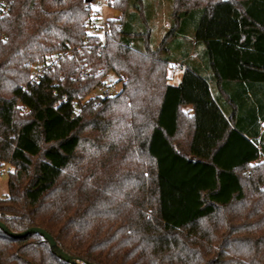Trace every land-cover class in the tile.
I'll return each instance as SVG.
<instances>
[{
    "label": "trees",
    "instance_id": "16d2710c",
    "mask_svg": "<svg viewBox=\"0 0 264 264\" xmlns=\"http://www.w3.org/2000/svg\"><path fill=\"white\" fill-rule=\"evenodd\" d=\"M94 1L0 0V221L84 264H264V0H173L158 47L148 2L115 0L103 39ZM110 72L120 92L84 100ZM0 264L71 263L0 229Z\"/></svg>",
    "mask_w": 264,
    "mask_h": 264
},
{
    "label": "built area",
    "instance_id": "2783aa9c",
    "mask_svg": "<svg viewBox=\"0 0 264 264\" xmlns=\"http://www.w3.org/2000/svg\"><path fill=\"white\" fill-rule=\"evenodd\" d=\"M114 2L115 0H95L92 3L89 16L84 23L88 31L91 32V35L100 36L105 39V37L109 35L111 31L109 20H120L121 16L118 15H114L113 18L105 17L104 9H111ZM94 6H96L97 8H94ZM9 7L10 5L8 3H0L1 17H4L8 14ZM103 42H105V40H103ZM66 54H68V56H72L73 52L51 54L48 55L43 62L36 64L31 73V82L33 84L40 83L47 73L60 65ZM85 73H88V69H85L83 71L81 70L82 76H84ZM101 92V96L105 98L117 95L115 94V86L112 87V85L110 84H108L107 86H103L101 88ZM64 101H68V98L66 96L64 97Z\"/></svg>",
    "mask_w": 264,
    "mask_h": 264
},
{
    "label": "crops",
    "instance_id": "0c3cea01",
    "mask_svg": "<svg viewBox=\"0 0 264 264\" xmlns=\"http://www.w3.org/2000/svg\"><path fill=\"white\" fill-rule=\"evenodd\" d=\"M149 4V21L150 26L153 28V33L151 35V41L153 43L158 44L157 47L160 45L162 38L166 34V31L170 29V19L172 16V5L173 0H145ZM112 11V17L114 15L122 16V12L120 10L114 9L113 7L110 9ZM166 12H168V16L166 15ZM168 20V21H167ZM163 21V23L159 22ZM165 21L169 22V24L166 26ZM156 22V23H155ZM161 32V39L159 42L155 41V34L158 31ZM164 33V34H163ZM193 55V52H191L190 56ZM197 66L201 67L199 63H196ZM185 66L180 60H176L171 63L170 65V74L168 73L169 83L173 86H178L182 80L183 72H184ZM179 73L181 74L179 76ZM191 107H187V110H190Z\"/></svg>",
    "mask_w": 264,
    "mask_h": 264
},
{
    "label": "rangeland",
    "instance_id": "374dc122",
    "mask_svg": "<svg viewBox=\"0 0 264 264\" xmlns=\"http://www.w3.org/2000/svg\"><path fill=\"white\" fill-rule=\"evenodd\" d=\"M96 6H94L95 8ZM97 8V7H96ZM104 14L106 18H111L112 17V11L109 8H105L104 9ZM166 15L168 16V12H166ZM168 21V20H167ZM165 21V25L167 26L169 24V22ZM161 23H163V21H159ZM156 23V22H155ZM88 30V29H87ZM158 31V30H157ZM161 32L162 31H158L155 34V41L159 42V40L161 39ZM88 33L91 35V32L88 31ZM164 34V33H163ZM158 44L154 43V47H157ZM52 53H49L47 55H45L44 58H46L48 55H51ZM86 57V55H85ZM84 57H80L78 60V65L76 67V76L80 75V71H81V67L84 65ZM42 61V60H41ZM39 61V62H41ZM37 64H39L37 62ZM36 64H31V72L34 68ZM60 67V65H59ZM58 67L54 68L53 70H51L49 72V75L51 76L54 72H56L58 69ZM170 72H172V70L169 69V74ZM181 74L179 73V76ZM31 79V78H30ZM108 84L115 86V94H118L122 88V83L120 82V79L117 75H115L114 73L110 72L108 73L100 82V84L84 99V100H88L91 98H96L101 96L102 92H101V88L103 86H107ZM116 96V95H115ZM20 108V114L21 115H25L27 113V109H25L24 107H22L21 105L19 106ZM13 170V168L11 167L10 164H5V166L3 167L2 170V174L0 175V198H4L9 194V186H8V182H9V172Z\"/></svg>",
    "mask_w": 264,
    "mask_h": 264
},
{
    "label": "water",
    "instance_id": "95a60500",
    "mask_svg": "<svg viewBox=\"0 0 264 264\" xmlns=\"http://www.w3.org/2000/svg\"><path fill=\"white\" fill-rule=\"evenodd\" d=\"M91 1L92 0H85V2L87 4L91 3ZM0 229L3 230L6 234L11 236L12 238H25L31 234H38V235L42 236L49 243L53 253L56 256H58L61 260L66 261V262L71 263V264H84V263H81L78 258L75 259L72 256L65 253L58 246L55 239L48 232H46L45 230H43L41 228L33 227V228H30V229H28L24 232H21V233H14V232L10 231L9 228L0 221Z\"/></svg>",
    "mask_w": 264,
    "mask_h": 264
}]
</instances>
